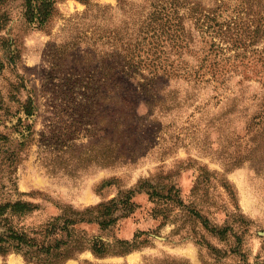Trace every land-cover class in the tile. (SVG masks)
Here are the masks:
<instances>
[{
  "label": "rangeland",
  "instance_id": "obj_1",
  "mask_svg": "<svg viewBox=\"0 0 264 264\" xmlns=\"http://www.w3.org/2000/svg\"><path fill=\"white\" fill-rule=\"evenodd\" d=\"M263 8L58 0L36 28L25 0H0V203L38 206L12 222L39 228L148 181L169 196L138 192L110 228L79 226L136 250H84L62 264H264V40H225L244 36L245 20L258 25ZM0 264L34 263L10 253Z\"/></svg>",
  "mask_w": 264,
  "mask_h": 264
},
{
  "label": "trees",
  "instance_id": "obj_2",
  "mask_svg": "<svg viewBox=\"0 0 264 264\" xmlns=\"http://www.w3.org/2000/svg\"><path fill=\"white\" fill-rule=\"evenodd\" d=\"M80 1L88 2L89 0ZM57 2L58 0H25L24 15L27 22L36 28L43 27L53 16ZM261 10L257 14L258 25L245 20L244 29L247 33H244V36L230 33L231 38L225 40L244 42V46L252 45V40L254 42L264 40V8ZM198 16L199 20L209 24L216 20L210 12L201 11ZM259 16L260 19H258ZM260 56L264 60V47L260 51ZM22 111L27 116L34 115L35 105L31 97L23 103ZM143 191L152 200L169 196L167 193H161L162 189L159 190L156 185L145 181L138 188L121 192L119 196L95 206L83 209L68 206L47 224L31 230L15 225L11 217L31 213L38 207L36 204L21 199L2 202L0 203V255L18 253L22 254L29 263L62 264L84 250H91L97 257L129 254L140 246L136 240L118 238L110 241L97 235L88 236L87 232L79 226L83 223H96L103 229L110 228L120 218L134 212L137 205L133 198L136 193ZM171 191L172 188H169L168 193ZM169 199L176 201L171 195ZM179 202L183 204L182 201ZM185 210L191 211L188 207ZM204 224L218 235H223L226 229V227L213 226L207 221Z\"/></svg>",
  "mask_w": 264,
  "mask_h": 264
}]
</instances>
